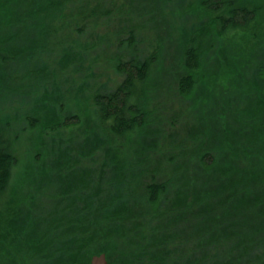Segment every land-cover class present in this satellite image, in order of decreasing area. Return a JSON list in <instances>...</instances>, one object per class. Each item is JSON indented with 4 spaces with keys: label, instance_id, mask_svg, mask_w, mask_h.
<instances>
[{
    "label": "trees",
    "instance_id": "obj_1",
    "mask_svg": "<svg viewBox=\"0 0 264 264\" xmlns=\"http://www.w3.org/2000/svg\"><path fill=\"white\" fill-rule=\"evenodd\" d=\"M255 1L0 0V195L22 160L17 143L63 131L24 149L46 171L53 207L14 224L9 238L34 261L23 264H91L107 241L109 264H264V24L255 6L264 0ZM157 16L188 35L171 105L187 102L191 116L201 107V123L212 125L181 136L175 120L167 143L142 134L166 119L160 94L150 103L145 93L158 51L138 35Z\"/></svg>",
    "mask_w": 264,
    "mask_h": 264
},
{
    "label": "rangeland",
    "instance_id": "obj_2",
    "mask_svg": "<svg viewBox=\"0 0 264 264\" xmlns=\"http://www.w3.org/2000/svg\"><path fill=\"white\" fill-rule=\"evenodd\" d=\"M257 2L258 0L255 1V3ZM257 5H259L260 8L263 7L261 10H259V13L257 15V19H258V21L256 20L257 24H259V21H260V24H264V1H259L255 6ZM154 13L156 14V11ZM65 14H66V9L63 8L58 18L60 19L64 18ZM155 14H153V16H155ZM48 17L50 18V20L54 21V19H52L50 16ZM41 19H42V22L45 23L46 28H47L48 19L46 18H41ZM74 19L75 18L69 19L67 22L64 23V25L70 22L73 23ZM164 19L165 18L161 19L160 17L157 16L156 18L152 20L153 25L149 26V29L151 32L147 33V30L143 31L142 29H140V31L138 32V35L141 41L143 42V46H146L148 51L155 50V49L158 51L157 52V67H153L151 69L152 70V73L150 75L151 79L149 81V87L145 89V93H147V99L148 100L151 99L150 103L154 102L156 94L157 95L160 94V96L163 99V109H162L163 115L166 118L162 126L163 129L159 131L148 129L146 132H143L142 134L144 136H147L149 133L154 132L156 139H159V141L161 140L166 141L165 143H167L171 138L170 137L171 136V132H170L171 123L174 122L175 120L182 121L181 131L178 127L181 133V136H185L187 132L193 129L194 124L196 125L202 124L204 126H209V123L208 122L201 123V117H202V112H203L201 107H197L195 105L198 109V114L197 115L192 114L191 116L193 109L188 106L187 102H184L185 104H182V105L178 104L177 107L172 106L173 103L171 105V101L173 99L175 101L180 100L179 98L172 97V96H173V89L175 86L174 83L175 81L176 82L178 81V77L180 76V73L183 71L182 62H181V59H182L181 52L183 50V44L187 40L188 35H184L180 33L178 34V36H176L177 34H175L174 36V29H173L174 27H172V25L169 26L168 22H166L168 26L163 27V23L165 22ZM149 22L151 21L149 20ZM210 29H211V32L208 30V33H207L209 34L208 36H210L208 38L215 39L216 37H218L216 33L217 28L215 27V25H213V27L211 26ZM60 33L63 34V37H65L64 39L66 41H69L67 40L68 39L67 31H64L62 29ZM65 33H66V36H65ZM238 34L239 33L235 34L234 36H238ZM236 39L231 38L230 39L231 45L228 44V46L233 52H234L233 49L235 48L234 45H236V43L238 42ZM209 44L217 46L216 43L213 41H209ZM71 45L72 43L69 42L68 46H71ZM208 50H210V47ZM46 56L50 58L49 61H52L49 55H46ZM46 56H44V58L47 60ZM42 60L43 58L41 59V61ZM44 62L47 64L45 60ZM107 74L110 75L111 79H113V72L111 70H109V73L107 70ZM209 77H210V80L217 81L219 79V73L217 71L216 72L214 71V73H210ZM105 79H108V78L106 77ZM24 93L27 94V88L24 89ZM213 95L216 96L218 95V93L215 92ZM166 99H168V101L165 104ZM70 106L77 107L73 103ZM172 111H174V113L175 112L178 113V116H176L177 119L174 117H170V114L172 113ZM211 126L212 125H210L209 127ZM39 131L40 130H37L34 137L33 136L29 137L30 139H33L34 141H29L28 135H27L25 138L26 140L23 141L24 143H19V142L17 143L19 144L18 156L22 160L19 162V164L16 167L17 174H16V178L13 181L12 186L4 194L0 195V227L2 231H3V225H8V227L10 228V230L8 231L9 234L7 238L9 241L7 242V245L3 244L1 247L2 253L0 256V260H1L0 264H18L17 261L19 262V264H23L24 261L26 262L28 260L34 263V261L28 257L29 251L26 248H24V246L26 245L22 241V239H19L18 237L12 239V238H9V236L11 235L12 232L15 231L14 224L18 223L19 217L23 220H29L28 217H30L31 211L38 210V212L44 213L47 209L53 207L50 205L51 198L47 194H45V189L42 186L44 185V181L42 180L43 178L41 175H44L46 171H43L41 162L37 161L35 165L32 164L31 158H28L27 156L30 154L27 152V154L25 155L24 149L26 145H28V148L31 152L39 151L38 149H41V147H43L44 144H48V143L60 140L61 139L60 135L63 133V131L59 132V135L57 136L58 138L55 137L56 139L54 138L53 140H52L53 137L46 136L44 133L43 135H41ZM213 132L214 130L211 131V134H213ZM232 139H231V149L233 151H236L238 149V143L234 144L232 142ZM42 149L44 150V152L46 153L49 159V164H50L49 167H51L52 164H56L57 154L50 149H44V148ZM55 181L56 179L55 180L52 179V182L49 184V186H51L52 188L56 187L57 184ZM59 189H62V188H59ZM22 199H23V203H22ZM19 208H21L22 210L21 213L19 211ZM20 214H24V216L22 215L20 216ZM25 216H28V217H25ZM51 217L52 215L50 217H47V219ZM49 220L50 219H48V222ZM45 221H46V218L42 220L43 223H45ZM8 227H7V230H8ZM26 244L28 246V243ZM107 246L113 249L112 247L114 246V243L112 241L110 242L107 241V243L106 242L101 243V247L97 249V252H95L93 255H90L89 262L91 263L90 260L96 254L106 253L107 255V251H101L103 248ZM113 264H119V263L117 262Z\"/></svg>",
    "mask_w": 264,
    "mask_h": 264
},
{
    "label": "water",
    "instance_id": "obj_3",
    "mask_svg": "<svg viewBox=\"0 0 264 264\" xmlns=\"http://www.w3.org/2000/svg\"><path fill=\"white\" fill-rule=\"evenodd\" d=\"M91 264H109L106 253L94 255L91 259Z\"/></svg>",
    "mask_w": 264,
    "mask_h": 264
}]
</instances>
